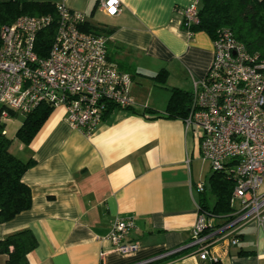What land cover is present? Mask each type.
Here are the masks:
<instances>
[{"label":"crops","instance_id":"0c3cea01","mask_svg":"<svg viewBox=\"0 0 264 264\" xmlns=\"http://www.w3.org/2000/svg\"><path fill=\"white\" fill-rule=\"evenodd\" d=\"M33 1L62 3L104 27L107 57L130 75L136 112L115 107L85 135L69 124L64 107H54L27 144L15 137L23 115L0 120L9 152L33 160L21 178L30 189V207L0 223V239L29 229L37 242L29 264H137L186 245L199 202L204 198L210 208L215 202L208 188L212 171L184 118L141 112H163L170 89L190 92L206 77L212 37L181 26L179 9L194 0H119L114 15L99 0ZM198 182L203 192L195 189ZM126 217L133 223L126 238L138 247L123 255L107 235L116 218ZM212 249L216 260H201L187 248L153 261L264 264V230L250 224L236 244L225 239ZM6 259L0 254V264Z\"/></svg>","mask_w":264,"mask_h":264},{"label":"built area","instance_id":"2783aa9c","mask_svg":"<svg viewBox=\"0 0 264 264\" xmlns=\"http://www.w3.org/2000/svg\"><path fill=\"white\" fill-rule=\"evenodd\" d=\"M107 15L119 11V0H99ZM183 30L198 21V0L179 9ZM86 18L62 3L54 14L20 15L0 27V120L10 112L27 115L40 104L62 106L69 124L90 135L108 104L132 107L130 75L107 57V38L82 29ZM55 25L45 56L35 51L37 34ZM213 57L205 79L194 83L186 128L198 139L201 156L214 171H228L234 179L231 212L217 217L197 205L188 243L147 259L146 264L182 249L201 260H216L212 247L229 239L238 242L242 228L264 230V60H258L231 31L223 28L212 38ZM203 192L204 185H195ZM234 202L237 203L235 206ZM131 218H116L107 239L113 249L128 255L138 243L128 240Z\"/></svg>","mask_w":264,"mask_h":264},{"label":"trees","instance_id":"16d2710c","mask_svg":"<svg viewBox=\"0 0 264 264\" xmlns=\"http://www.w3.org/2000/svg\"><path fill=\"white\" fill-rule=\"evenodd\" d=\"M55 4L33 0H0V27L15 20L20 15L54 14ZM227 28L234 37L241 41L248 52L255 54L258 60H264V0H198V21L189 29L194 32L202 30L212 38L218 31ZM82 29L106 36L104 27L90 24L88 21ZM55 35V25L52 24L40 31L35 40V51L39 56H45ZM264 71V69H263ZM161 74V73H160ZM160 74L155 77L158 78ZM191 100V91L178 88L170 89V96L163 112L143 108L141 114H150L153 118H185ZM117 106L108 104L104 115ZM120 108V107H117ZM122 109L136 112L133 107ZM52 107L40 104L27 115L15 133V137L27 144ZM10 114L13 115L12 112ZM3 123L0 121V223L13 218L17 213L30 207V189L21 178L22 174L33 164L32 159L22 161L8 150L10 139L3 133ZM234 179L228 171H214L208 179V188L215 197L212 207H208L205 199L199 202L202 210L217 217L214 222L220 224L231 212L229 205ZM36 239L33 233L23 228L7 234L0 239V254H6V264H29L27 255L35 248ZM151 261L146 264H156ZM216 264V262H212Z\"/></svg>","mask_w":264,"mask_h":264},{"label":"rangeland","instance_id":"374dc122","mask_svg":"<svg viewBox=\"0 0 264 264\" xmlns=\"http://www.w3.org/2000/svg\"><path fill=\"white\" fill-rule=\"evenodd\" d=\"M23 15V14H22ZM234 204H235V206H237V203L236 202H234Z\"/></svg>","mask_w":264,"mask_h":264}]
</instances>
